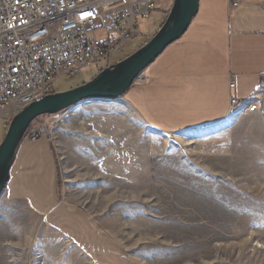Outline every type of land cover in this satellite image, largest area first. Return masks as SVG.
Here are the masks:
<instances>
[{"label":"rangeland","instance_id":"rangeland-1","mask_svg":"<svg viewBox=\"0 0 264 264\" xmlns=\"http://www.w3.org/2000/svg\"><path fill=\"white\" fill-rule=\"evenodd\" d=\"M160 17L155 11L140 19V33L154 36ZM107 34L99 28L90 35ZM149 39L137 37L109 65ZM104 66L60 77L54 92ZM52 122L46 136L55 148L59 194L104 223L138 264H264V112L155 130L139 115L138 78L117 99L82 101L31 126ZM35 218L3 191L0 264H10L15 250L29 252L33 264L44 256L45 264H93L65 237L36 233Z\"/></svg>","mask_w":264,"mask_h":264},{"label":"crops","instance_id":"crops-1","mask_svg":"<svg viewBox=\"0 0 264 264\" xmlns=\"http://www.w3.org/2000/svg\"><path fill=\"white\" fill-rule=\"evenodd\" d=\"M172 4L173 0H159L153 11L161 13L157 28ZM137 37L140 41L151 35L139 31ZM145 73V81L139 83V115L147 126L172 132L223 120L231 93L246 97L264 82V0H200L185 34ZM231 75L236 82L233 90ZM12 116L9 110L0 113V142ZM14 162L5 195L36 217V233L50 230L65 237L93 264H138L104 223L61 197L51 138L31 141L25 136ZM14 253L10 264H33L29 252ZM44 257L36 263L45 264Z\"/></svg>","mask_w":264,"mask_h":264},{"label":"built area","instance_id":"built-area-1","mask_svg":"<svg viewBox=\"0 0 264 264\" xmlns=\"http://www.w3.org/2000/svg\"><path fill=\"white\" fill-rule=\"evenodd\" d=\"M113 1L0 0V113L9 110L14 115L54 92L60 77H75L83 67L99 61L112 63L139 36V20L150 19L159 2L131 0L103 6ZM99 28H106L107 36L91 37ZM144 72L139 83L146 77ZM234 88L231 75L229 89ZM263 112L264 82L249 96L230 94L227 116ZM53 126V122L30 126L26 136L36 141Z\"/></svg>","mask_w":264,"mask_h":264},{"label":"water","instance_id":"water-1","mask_svg":"<svg viewBox=\"0 0 264 264\" xmlns=\"http://www.w3.org/2000/svg\"><path fill=\"white\" fill-rule=\"evenodd\" d=\"M199 3L200 0H173L159 30L134 52L106 66L90 80L68 90L51 92L15 113L0 143V195L10 180L17 149L38 117L59 113L86 100H114L123 96L139 75L185 34L199 11Z\"/></svg>","mask_w":264,"mask_h":264},{"label":"bare ground","instance_id":"bare-ground-1","mask_svg":"<svg viewBox=\"0 0 264 264\" xmlns=\"http://www.w3.org/2000/svg\"><path fill=\"white\" fill-rule=\"evenodd\" d=\"M131 0H114L111 3H105L103 6H115V5H123Z\"/></svg>","mask_w":264,"mask_h":264},{"label":"trees","instance_id":"trees-1","mask_svg":"<svg viewBox=\"0 0 264 264\" xmlns=\"http://www.w3.org/2000/svg\"><path fill=\"white\" fill-rule=\"evenodd\" d=\"M168 15V14H167ZM142 46V45H140ZM109 64H106L104 67L108 66ZM104 67L99 68V71H101Z\"/></svg>","mask_w":264,"mask_h":264},{"label":"snow or ice","instance_id":"snow-or-ice-1","mask_svg":"<svg viewBox=\"0 0 264 264\" xmlns=\"http://www.w3.org/2000/svg\"><path fill=\"white\" fill-rule=\"evenodd\" d=\"M89 15L88 13H85V16Z\"/></svg>","mask_w":264,"mask_h":264}]
</instances>
